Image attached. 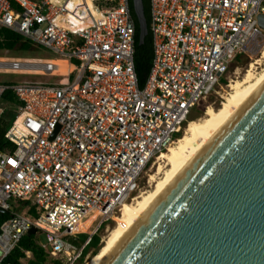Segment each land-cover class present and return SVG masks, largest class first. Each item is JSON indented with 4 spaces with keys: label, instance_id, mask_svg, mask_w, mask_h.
<instances>
[{
    "label": "built area",
    "instance_id": "1",
    "mask_svg": "<svg viewBox=\"0 0 264 264\" xmlns=\"http://www.w3.org/2000/svg\"><path fill=\"white\" fill-rule=\"evenodd\" d=\"M148 10L152 57L139 87L129 0H0V27L51 56L0 64V74L45 77L0 81V117L2 95L16 101L3 132L10 147L0 149V264H14L5 259L30 228L49 257L75 264L264 33V0H148ZM19 251L28 264L30 250Z\"/></svg>",
    "mask_w": 264,
    "mask_h": 264
},
{
    "label": "water",
    "instance_id": "2",
    "mask_svg": "<svg viewBox=\"0 0 264 264\" xmlns=\"http://www.w3.org/2000/svg\"><path fill=\"white\" fill-rule=\"evenodd\" d=\"M131 7L141 42V0ZM101 264H264V82Z\"/></svg>",
    "mask_w": 264,
    "mask_h": 264
},
{
    "label": "bare ground",
    "instance_id": "3",
    "mask_svg": "<svg viewBox=\"0 0 264 264\" xmlns=\"http://www.w3.org/2000/svg\"><path fill=\"white\" fill-rule=\"evenodd\" d=\"M262 57H264V48L260 58ZM257 60L250 62L242 78L229 80L230 91L217 108L213 109L207 106L203 117L187 120L181 135L176 137L166 150L157 155L151 163L152 165L155 160L157 162V171L149 175L151 187L135 194L136 196L134 195L130 201L121 204L117 216H113L114 225L107 230L106 235L102 237L98 251L88 259L86 264H101L129 226L165 191L188 163L232 119L264 82V64L260 72H253V65ZM3 61L0 60V64ZM22 62L37 63L36 61ZM56 66L57 71L59 67L57 64Z\"/></svg>",
    "mask_w": 264,
    "mask_h": 264
},
{
    "label": "trees",
    "instance_id": "4",
    "mask_svg": "<svg viewBox=\"0 0 264 264\" xmlns=\"http://www.w3.org/2000/svg\"><path fill=\"white\" fill-rule=\"evenodd\" d=\"M142 4V14L145 21L146 33L143 35L141 42L138 41V26L135 19V16L131 7V0H129V9L131 16L134 21V31H133V68L136 75L137 85L140 87L146 76L148 68L150 66L151 57H152V48H151V38L148 30L149 23V10H148V0H141ZM0 50H7L16 57H29L30 53L36 51L37 53H42V50L38 47L33 46L30 42L22 40L16 33L0 27ZM17 54V55H16ZM51 58L50 56H48ZM238 57H236L237 59ZM2 100L7 105V108L4 110L0 117V149L5 147H10V143L6 142L3 138V132L8 126L10 120L13 118L12 105L16 103L14 97L9 91H6L2 95ZM180 133H177L176 137L178 138ZM4 218V215H0V219ZM111 222V220L109 221ZM95 238V234L91 236L90 240L86 245H84L80 252V258L78 262L81 263L83 257L87 254V246ZM97 241H100L97 239ZM34 237L29 235H23L18 241L17 247H15L10 254L6 257V261L12 262L14 264H19L17 262V257L20 255L19 248L29 249L31 252V259L28 260V264H46V261H49V264H62V261L58 258L49 257L36 243ZM99 246V245H98ZM98 246L95 250H90V255L97 252Z\"/></svg>",
    "mask_w": 264,
    "mask_h": 264
},
{
    "label": "rangeland",
    "instance_id": "5",
    "mask_svg": "<svg viewBox=\"0 0 264 264\" xmlns=\"http://www.w3.org/2000/svg\"><path fill=\"white\" fill-rule=\"evenodd\" d=\"M264 48V33L262 37L258 38L257 41L252 46L251 50L248 51V53L238 56L237 59H235L229 66L228 71L225 73L223 79H219V84L216 85L213 90L205 96L203 99L198 101V103L193 107V109L190 111L188 120L191 119H200L204 116V110L207 106H210L211 108L215 109L217 108L221 101L226 98V94L230 91L229 89V80H237L243 77V74L245 73V70L248 68V65L250 62H252L255 59H258L256 64L253 65V72L257 73L260 72L263 68L264 64V57L260 58L262 49ZM15 54H12L11 52L7 50H0V60L9 59V58H15L16 56H13ZM17 55V54H16ZM29 57H20L25 58V60L22 61H35L30 60L31 58H47L48 53L45 50H42V53H37L36 51H33L32 53L28 54ZM51 57V56H50ZM49 58V57H48ZM28 59V60H27ZM261 59V60H260ZM53 62L59 64L60 69L56 72L62 73L65 71V61L61 58L52 59ZM255 68V69H254ZM21 79H34V80H44L45 77H38V76H24V75H17V74H0V81L8 82V81H17ZM5 106V104L3 103ZM188 122V121H187ZM187 122L183 125L185 128V125ZM180 132L181 133L184 131ZM177 135V134H176ZM171 145V144H170ZM154 160V159H153ZM156 161V160H155ZM151 165V163L145 167L144 171L142 172L139 180H138V187L135 192L137 195L139 192L147 190L151 187V184L149 183V175L152 173H155L157 171V162H155ZM153 162V161H152ZM150 167V168H149ZM135 195V196H136ZM130 201V200H129ZM33 214V212H32ZM117 216V215H116ZM115 218V217H114ZM115 221L114 219L111 220V222L107 223L104 227L100 228L97 233L95 234V238L92 240V242L87 246V250H95L96 247L101 243L102 237L106 235L107 230L114 225ZM88 226V221L84 222L81 225V229L84 231L86 230ZM34 237V240L40 243H44V234L40 231H37L36 233L31 234ZM100 241H97L99 239ZM82 237H79L77 239L78 243L80 242V239ZM36 242V243H37ZM98 246V249H99ZM97 249V251H98ZM90 251L87 253L84 257L81 263L78 261L75 264H86L88 262V259L91 257ZM46 264H49V261H46Z\"/></svg>",
    "mask_w": 264,
    "mask_h": 264
},
{
    "label": "crops",
    "instance_id": "6",
    "mask_svg": "<svg viewBox=\"0 0 264 264\" xmlns=\"http://www.w3.org/2000/svg\"><path fill=\"white\" fill-rule=\"evenodd\" d=\"M52 62H53V61H52ZM54 63H55V62H54ZM56 64H57V63H56ZM57 65H58V67H59V69H60V66H59V64H57ZM59 69H58V70H59ZM58 70H57V71H58ZM89 251H90V249L88 250V252H87V253H89Z\"/></svg>",
    "mask_w": 264,
    "mask_h": 264
}]
</instances>
